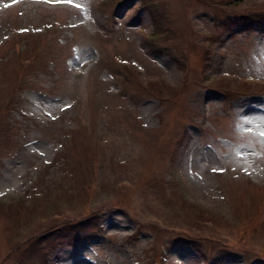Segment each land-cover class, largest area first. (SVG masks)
<instances>
[{
    "label": "rangeland",
    "instance_id": "rangeland-1",
    "mask_svg": "<svg viewBox=\"0 0 264 264\" xmlns=\"http://www.w3.org/2000/svg\"><path fill=\"white\" fill-rule=\"evenodd\" d=\"M257 18L264 0H0V264H264Z\"/></svg>",
    "mask_w": 264,
    "mask_h": 264
},
{
    "label": "trees",
    "instance_id": "trees-1",
    "mask_svg": "<svg viewBox=\"0 0 264 264\" xmlns=\"http://www.w3.org/2000/svg\"><path fill=\"white\" fill-rule=\"evenodd\" d=\"M149 8V7H148ZM153 13V12H152ZM153 15L155 16H153V22L154 23H156L158 26H159V29L160 30H162V29H165V24L163 23V22H161L160 20H158V18L156 17V15L153 13ZM252 20H253V18L252 17H244L243 18V20L242 21H244V22H249V23H251L252 22ZM262 22H264V20L263 19H260V18H257L254 22H253V24H260V23H262ZM249 23H247L246 25H248ZM165 32H168L167 30H165L164 31V36L166 35L165 34ZM54 236H56V234H53L52 235V237H54ZM45 239V238H44ZM222 258V257H221ZM221 258H216V260H214V262H218V261H220L221 260ZM44 262H45V260H44Z\"/></svg>",
    "mask_w": 264,
    "mask_h": 264
},
{
    "label": "bare ground",
    "instance_id": "bare-ground-1",
    "mask_svg": "<svg viewBox=\"0 0 264 264\" xmlns=\"http://www.w3.org/2000/svg\"><path fill=\"white\" fill-rule=\"evenodd\" d=\"M255 116V114H252L251 115V117L253 118ZM258 120L259 118H253V120ZM59 259L61 260V261H65L66 259H65V257L64 256H59Z\"/></svg>",
    "mask_w": 264,
    "mask_h": 264
},
{
    "label": "snow or ice",
    "instance_id": "snow-or-ice-1",
    "mask_svg": "<svg viewBox=\"0 0 264 264\" xmlns=\"http://www.w3.org/2000/svg\"><path fill=\"white\" fill-rule=\"evenodd\" d=\"M7 6V5H6Z\"/></svg>",
    "mask_w": 264,
    "mask_h": 264
}]
</instances>
